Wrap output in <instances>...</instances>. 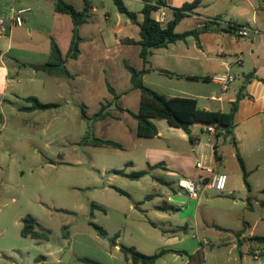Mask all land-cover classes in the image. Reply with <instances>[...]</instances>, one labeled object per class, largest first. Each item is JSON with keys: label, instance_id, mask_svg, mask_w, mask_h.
<instances>
[{"label": "rangeland", "instance_id": "rangeland-1", "mask_svg": "<svg viewBox=\"0 0 264 264\" xmlns=\"http://www.w3.org/2000/svg\"><path fill=\"white\" fill-rule=\"evenodd\" d=\"M71 1L78 4L77 0ZM92 1L109 12V23L113 27H123L125 20L128 21L114 0ZM137 6V0L131 1L130 7L126 5L132 9ZM30 15L26 14L27 17ZM28 25L24 24V27ZM47 44L48 41H41L36 46L43 49ZM123 56L133 66L139 60L137 54ZM23 58V63L48 60L40 56L30 58L27 53ZM3 61L10 65L11 74L6 89L3 88L4 81H0V208L3 211L0 223L8 228L6 239L10 241V246L17 249L16 263L35 264L33 257L41 254V249L35 247L31 238L21 236L22 220L29 214L35 217L39 228L52 231L50 239L53 245L63 241V227L67 226L73 232L90 230L99 243L107 246L108 241L102 239L89 224L94 222L109 233L115 230L121 233V242L125 246H129L125 242L138 237L148 239L155 249L171 245L169 247L186 251L188 256L194 254L191 252L199 246L203 252V261L207 264H221V261L258 264L257 261H264L253 258V242L249 246L244 243L239 249L233 246L232 239L243 230L242 221L247 220L243 232L249 234L259 215L251 219L250 205L243 199L241 191L246 186L238 162L228 165V171L238 173L236 191L218 192L207 187L200 188L199 201L192 199L195 202L183 205L178 211L177 208L173 210L176 205L169 198H184L186 202L190 198L178 186V180L183 176L179 169H166L165 161L154 168H148V173L137 180L114 173V170L132 172L146 169V163L141 157L147 149H161V145L166 146L167 142L141 137L135 149L134 142L122 130V122H95L94 115L110 95L106 82L99 74L91 87H86V80H83L81 86L71 94L72 82L66 78L59 82L45 72L30 67L19 68L20 73H16L12 66L15 59L4 55ZM91 62L92 57L87 56L78 63L69 61V68L76 71L88 67ZM110 68V83L119 91L128 88L130 74L124 69L121 59H114ZM30 96L58 106L27 111L24 108L32 103L25 99ZM132 97H123L118 103L133 108ZM83 109L90 119L83 118ZM105 123L109 126H105ZM94 137L121 140L119 142L127 147L114 149L95 146L91 143ZM168 138L171 139L168 143L173 150L184 153L187 152L184 148L189 149V144L182 142L177 132H172ZM131 160L136 163L135 167L129 166ZM160 160L162 162L165 159ZM184 162V157L178 159L177 156V162L172 163H177L179 168ZM190 163L188 165L192 169L194 166ZM155 186H159V190ZM150 192L154 197L146 200L145 196ZM235 200L238 203H234ZM163 202H168L170 207H164ZM93 203L104 210L92 211ZM158 205L163 209H159ZM151 221L158 227H153ZM185 226L190 235H183ZM164 231L169 236L176 235V239L163 240ZM253 232L264 234L263 220H258ZM179 237L185 238L182 245L178 244ZM94 256L104 261V254L100 250L95 249Z\"/></svg>", "mask_w": 264, "mask_h": 264}, {"label": "crops", "instance_id": "crops-1", "mask_svg": "<svg viewBox=\"0 0 264 264\" xmlns=\"http://www.w3.org/2000/svg\"><path fill=\"white\" fill-rule=\"evenodd\" d=\"M65 1L71 3L77 10H82L84 7V0H77L78 4L71 0ZM88 1L91 6L90 16L88 21L81 25L79 31L80 36L83 38L80 44L81 53L77 59H68L66 64L72 76H55L45 72L59 82L63 78L71 81V94L75 88L81 86L80 82L83 80H86V87H91L97 74L104 79L107 86V82L110 83L111 81V62L119 58L123 67L124 62H128L122 58L123 55L137 54L139 60L134 67L138 70L144 67L143 60L140 57L141 47L138 44H125L122 42V39L125 38L139 40L138 25L128 19V21L125 20L123 27H113L109 23V12L96 6L92 0ZM122 1L130 7V2L133 0ZM156 1L152 0L150 4L156 5ZM165 1L166 5L158 6L157 10L151 14L153 18L161 22L163 27L174 19L175 9L193 0ZM137 2L138 6L136 8H128V10L130 9L131 12L136 13L138 22H142L144 20L142 11L147 2L145 0H137ZM20 9L28 10L22 15L24 24H29L28 27H24V24L23 26H13L11 24V18L14 16L15 11ZM29 13L31 15L27 17L26 14ZM0 19H4L10 29L8 36L0 38V81L5 83L3 88L6 89L11 74L10 65L3 61L4 55L15 59L12 66L16 73H20L19 68L30 67L35 70L34 65H44L49 61L51 39H53L59 45L63 57L66 58L73 34V22L68 14L55 11L54 0H0ZM204 24L207 25L208 30L200 34L198 39L189 36L185 40H178L167 47L154 49L150 58L153 71L144 74L143 82L147 87L168 97L196 99L198 106L207 111L227 113L230 111L232 103L237 101L238 107L234 115L236 146L233 145L230 137L224 135L218 138L211 136L203 130V125L199 124L191 126V133L195 141L190 142L189 136L182 129L171 127L166 120L152 119L159 131L158 136L152 139L164 140L167 145H161V149L153 151L147 149L144 156L141 157L146 163V169L142 171L148 173V168H154L166 161V169H179L183 175L182 178L193 181L199 186V189H205L206 187L210 188L209 185L204 183L210 180V174L207 173L206 169L211 168L216 173L227 175L226 191L233 192L236 191L238 173L228 171V165L234 162L239 163L238 153L249 173L248 181L251 186L250 193L247 187L244 191L242 189L243 199L250 205L251 219L259 214L249 234L243 232L246 229L244 224H248L247 220L242 221L243 230L238 232L241 234L240 237L232 239L234 248L239 249V246L244 243L249 246L250 241L248 238L255 235L264 236V234L253 232L258 220L264 221V0H202L193 12L185 15L175 27V31L183 33ZM231 24H240L250 29H257L259 33H251L248 37H239ZM41 41H48L49 45L47 44L43 49L39 48L36 45ZM26 53L29 54L30 58L40 56L42 59L47 57L48 60H45V62L23 63L25 61L23 57ZM236 55H242V60L239 63L235 61ZM87 56L93 59L88 67L84 66L76 71L69 68V61L78 63ZM226 63L231 66L229 71L225 68ZM124 69L126 70L125 67ZM227 72L233 75L235 79L227 89H224L220 78L225 76ZM112 87L114 86L112 85ZM114 89L120 95L117 101L118 105H120L118 102L121 98L133 96V108L120 106L133 112L138 111L142 94L140 90L132 89L131 74L128 88L121 91L115 87ZM5 91L3 92L4 95L6 94ZM113 99L114 96L110 93L104 104L113 102ZM109 113L110 115L105 119L95 122H108V120L122 122L123 132L127 134L126 137H129L130 141L134 142V148L137 149L138 138H141L137 135V120L128 112L119 111L114 105L109 108ZM104 125L109 126L108 123ZM172 132H177L181 141L189 144L188 150L184 148V151L187 152L180 153L170 148L168 141L171 139L168 136ZM113 141L120 143L123 146L122 149H126L127 146L119 142L121 140ZM215 146L217 147L216 151ZM177 156L178 159L181 157L186 159V163L184 162L182 167L179 166V168L177 163H172L177 162ZM162 158L165 160L161 162L160 159ZM189 163L194 166L192 169L189 167ZM198 163H201L202 166L198 167ZM135 165L136 163L133 160L129 161L130 167H135ZM122 170L130 173L125 169ZM242 181L244 182V179ZM244 186H246L245 183ZM155 189L159 190V186H155ZM153 197L154 195L150 192L146 194L145 199L148 200ZM169 201L176 205L173 210L177 208V211L183 205L195 202L190 198L186 202V199L179 197L169 198ZM163 203L165 204L164 207H170L168 202ZM234 203H238V201L235 200ZM157 207L162 208L159 205ZM2 214L3 211L0 208V217ZM158 216L161 217V214L158 213ZM151 225L155 228L158 227L152 221ZM183 230L184 236L190 235L186 226ZM174 231L172 230V232ZM7 233L8 228L0 223V239L4 238L0 240V264H19L16 263L18 261L17 249L10 246V241L6 239ZM66 233V237L64 233L62 234L63 241L55 245L51 243L50 237L48 240L31 238L35 242L33 243L35 247L41 249L40 256L35 255L33 257L35 258V264H89L81 261L82 258L91 259L99 264H133L132 260L126 257L120 249V245H123L121 242L122 235L117 230L109 233L111 236L119 233L117 245H111L106 241L107 246L99 243L96 235L90 230L84 229L73 232L67 229ZM164 233L162 234L163 240L173 241L176 239V235L169 236L167 232L164 231ZM177 241L179 245H182L185 238L179 237ZM125 244L134 246L147 255L156 254L162 249L182 250L169 247L171 245L166 246L167 248L155 249L153 243L148 239L142 240L138 237L128 240ZM95 249L104 254V261L94 256ZM196 250H199V246L191 253H196ZM240 255L243 260V253L241 252ZM230 262L244 264L245 261H221V264H229ZM257 262L258 264H264V261ZM155 264H199V262L191 261L188 255L166 253L158 258ZM201 264H207V262L203 261Z\"/></svg>", "mask_w": 264, "mask_h": 264}, {"label": "trees", "instance_id": "trees-1", "mask_svg": "<svg viewBox=\"0 0 264 264\" xmlns=\"http://www.w3.org/2000/svg\"><path fill=\"white\" fill-rule=\"evenodd\" d=\"M145 1L147 3L142 11L144 20L142 22H138L137 14L128 10L122 0H114L118 10L121 13L125 14L131 22L136 23L139 27L140 38L138 41L131 38L122 39V42L125 44H138L141 47L140 57L143 60L144 64V67L141 70L136 69L126 61L124 62V67L131 74L132 89H138L142 94L139 109L137 112H133L118 105L117 101L120 98V95L116 92L114 87H112V85L107 82L108 90L114 96L113 102L106 104L103 103L100 107V110L94 115V120H102L108 117L110 115L109 108L114 105L119 111L128 112L137 120V135L139 137L154 138L158 136V128L152 121V119H163L166 120L171 127L182 129L189 136L190 142L195 141V138L191 133L192 125L199 124L203 125L204 127L206 125L218 123L222 127L223 132L221 134H218L216 137L218 138L221 135L230 137L231 142L234 146H236V140L234 137V115L238 107L237 101L232 103L231 109L227 113L207 111L201 109L198 106V102L196 99L185 97H168L147 87L143 82L144 74L153 71L150 58L153 54L154 49L167 47L169 44L175 43L178 40H185L189 36H194L198 39L200 34L208 30L207 25L204 24L201 27H197L183 33H177L175 31V27L185 17V15L193 12L200 5L202 0H193L192 2H187L180 8L175 9L174 19L171 20L165 27L162 26L161 22L153 18L151 14L153 11L157 10L158 6L166 5V1L157 0L156 5L150 4L152 0ZM54 6L56 12L68 14L73 22V34L67 56L66 58L63 57L59 45L53 39H51V53L49 61L44 65H34L33 68L37 71H43L50 75L71 77L72 75L67 69L66 65L67 60L77 59L81 53L80 44L83 41V38L80 36L79 31L81 25L88 21L91 6L88 0H84V7L82 10H77L75 6H73L71 3L66 2L65 0H54ZM237 26L241 27L244 25L237 24ZM167 74L172 75L170 73ZM25 100L32 103L31 106L24 108L27 111L46 110L58 106L57 104L53 103H43L35 96L27 97ZM82 116L85 119H90L85 109L82 110ZM91 143L95 146L112 147L116 149L123 148L120 143L110 139H101L94 137ZM216 148L217 147L215 146V151ZM237 158L243 172L244 183L250 193L251 186L248 181L249 173L245 167L243 159L238 153ZM114 173L126 176L133 180H137L145 176L147 174V171H132L130 173H126L124 170H114ZM117 190L123 194H126L124 191H121L119 189ZM91 207L92 211L94 209L104 210L101 206L94 203L91 205ZM91 215H93V212L91 213ZM22 223V237H29L36 240L49 239L51 230L41 227L39 228L37 220L32 215L29 214L25 216ZM89 224L94 228V230L102 239L108 241L111 245H117V240L119 238L118 233L111 236L109 232L102 226H99L94 222H89ZM67 229V226L63 227V233L65 237L67 236ZM237 237H239V233L237 234ZM248 240L253 243L264 244V236L255 235L248 238ZM120 249L126 257L132 260L133 264H155L157 259L162 257L166 253L188 255L186 251L173 249H162L160 252L153 255L144 254L134 246L120 245ZM189 258L191 261H198L199 264H201L203 262L202 250L199 249L196 253L189 255ZM80 260L89 264H99L98 262L88 258H82Z\"/></svg>", "mask_w": 264, "mask_h": 264}, {"label": "built area", "instance_id": "built-area-1", "mask_svg": "<svg viewBox=\"0 0 264 264\" xmlns=\"http://www.w3.org/2000/svg\"><path fill=\"white\" fill-rule=\"evenodd\" d=\"M27 9H20L15 11L14 16L11 18V24L13 26H23L24 20L22 15L27 12ZM231 26L236 30L237 36L239 37H248L253 34H258L259 31L257 29H250L245 26L238 27L237 24H231ZM10 32L9 27L6 24L4 19H0V38L8 36ZM242 60V55H236L235 61L239 63ZM230 64L226 63L225 68L227 71L230 70ZM234 76L231 75L229 72L225 74V76L221 77L220 80L222 82L223 88L227 89L229 85L234 81ZM203 130L211 135L217 136L223 132L222 127L218 123L206 125L203 127ZM198 167H201V163L197 164ZM207 173L210 174V180L205 182V185H209L210 188L217 190L218 192H224L227 188V175L223 173H216L213 169L207 168ZM179 187L183 188L189 197L194 200H200L199 194V186L196 185L193 181L181 178L178 180ZM252 256L255 260L264 259V244L262 243H255Z\"/></svg>", "mask_w": 264, "mask_h": 264}]
</instances>
